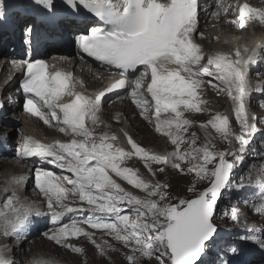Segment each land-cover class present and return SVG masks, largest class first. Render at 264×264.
<instances>
[{
	"label": "snow or ice",
	"instance_id": "6c2138e0",
	"mask_svg": "<svg viewBox=\"0 0 264 264\" xmlns=\"http://www.w3.org/2000/svg\"><path fill=\"white\" fill-rule=\"evenodd\" d=\"M76 14L83 8L91 14L96 24L89 26L76 37L83 54L94 58L101 67L115 70L119 79L110 82L103 90L85 95L70 84L71 73L55 70L43 58H24L16 61L22 71L18 91L24 95L25 110L39 117L44 124L53 125L70 137L68 142L59 139L41 142L25 135L16 146V154L22 158H36L34 182L44 201L39 208L22 203L19 197L8 196L0 210L2 235H18L32 223L33 217H50L52 225L42 233L58 245L70 247L75 252L83 249L68 242L69 237L84 236L96 244L95 233L86 230H103L130 248L127 259L155 257L159 264H245V243H254L264 251V235L252 228H244L233 239H226L216 223L218 206L226 193L235 189L242 192L251 185L245 184L241 175L239 183H233V173L242 165V153L253 143V132H261L248 111L250 88L247 78L248 65L241 50L233 54H206L194 42L199 26V0H63ZM37 10L55 13V0H31ZM224 7L227 12L228 8ZM10 11V0H0V22ZM240 26L244 27L246 13L264 22V9L248 4L239 8ZM25 34L31 36L34 29L26 23ZM203 36V33H199ZM83 58V57H81ZM175 69L161 71L165 63ZM49 67L53 71L49 73ZM137 73H139L137 75ZM181 73H184L182 75ZM205 77L208 79L205 80ZM150 79V83L148 80ZM224 91L234 104V130L229 115L215 113L201 127L214 129L219 138L231 144L237 141L240 148L216 150L206 143L196 147V133H191L189 145L181 151L185 134L192 121L184 118V112L202 110L205 103L198 98V90L205 84ZM130 89L129 94L144 115L153 108L155 127L171 138L175 150L156 153L146 149L128 137L130 150L115 145L117 137L103 133L94 137L86 119L96 123L104 98L110 93ZM264 94V88L257 89ZM71 99L65 102L64 95ZM264 106V102H261ZM4 107L0 101V109ZM162 114H167L162 119ZM151 120L152 114L144 115ZM19 134V133H18ZM4 139L7 135L4 134ZM111 141V142H110ZM264 149V140L260 141ZM255 152V149H252ZM138 157L144 161L148 172L155 177L153 164L171 165L181 172H195L198 179L207 181L201 191H193L192 198L169 196L167 185L144 179L137 169L122 166L126 159ZM191 158V166L182 168L178 161ZM53 169L59 170V172ZM67 173V174H66ZM264 179V169L261 170ZM126 181L144 196L135 195L122 186ZM69 196L78 197L76 207L66 203ZM46 208V211L41 210ZM254 212L264 211V205L254 207ZM70 223H60L67 214ZM86 214V215H84ZM230 219L239 221L235 208ZM264 231V230H262ZM101 254L105 249L96 245ZM0 264H15L14 260L0 257Z\"/></svg>",
	"mask_w": 264,
	"mask_h": 264
},
{
	"label": "bare ground",
	"instance_id": "6f19581e",
	"mask_svg": "<svg viewBox=\"0 0 264 264\" xmlns=\"http://www.w3.org/2000/svg\"><path fill=\"white\" fill-rule=\"evenodd\" d=\"M209 11V10H207ZM65 19H70L73 20L69 16H65ZM201 20L202 23L199 26L205 33L206 37L199 36V40L203 43L205 50H217L221 49L222 53H229L233 54L237 49L241 50L242 56L247 59L249 56L252 57V61L248 65V72H247V78L249 81V87L250 88H255L260 85L259 81H256L254 79L250 78V75L253 72L254 68H261L263 64L262 61H256L257 59H264V24L255 21L253 23L254 28L259 30L257 33L250 34L249 32L243 31V27L237 25V24H232V23H225L223 20V16L217 17L215 15H208L205 10H202V15H201ZM96 22H91V24H94ZM221 38V41L217 42L218 39ZM261 42H257L260 41ZM80 69L78 71L80 72ZM83 75L84 77L89 81V84L91 85L92 88L96 89L97 91L102 90L105 86L104 84H96V80H94L92 74L89 72L90 70L88 69V66L86 64H83ZM208 78L205 77V80ZM150 82V81H149ZM6 88L8 91L12 92L16 85H17V80H12L6 84ZM80 88V87H79ZM85 95H91L92 92H88L86 90L81 91ZM202 95H204V98H206V104L204 103L202 105V110L197 112L195 110H189L184 112V118H187L191 121H200V123L205 124L206 119H209L210 115L213 116V112L216 111L215 109L217 108V104H222L223 99L222 97L227 96V94L224 91L219 90L216 87H213L211 84H205L202 86V89L198 90V98L199 100H203ZM1 100L4 104V107L0 109V129L3 131L5 134L8 129H10L8 133V137L5 140L3 138L2 140V145H4L0 149V186H2L3 191L6 192L10 188V192L12 195L19 197L20 201L22 203L26 204H31L32 202H37V203H43L44 197L43 195L39 192L38 188L35 185L34 179L31 178L32 176H29L30 174H24L23 172L26 171V168L17 164L15 162V159L12 155H14L15 147H16V142L14 141V136L16 135V130L15 125L21 120L20 118H17V116L14 115V117L8 118L9 115H12L10 113H14L16 111H21L25 115H29L25 108H24V102L21 100L20 97H15V95H10L8 96L5 92L1 96ZM108 98V97H107ZM106 98V100H107ZM101 106L100 113L106 114V111L108 108H114L115 110H119L113 118H119L121 119L118 115L119 112L124 113V118L125 121H129V130L131 131L133 138L136 139L137 143L142 146L144 143V140L139 139V133L143 134L144 138H147L149 141L150 138L155 137L157 135V131L151 128V124L155 125V118L152 117L151 120L145 119L144 115L141 114L142 110L136 106L135 102L133 99H123L122 101H110L106 102ZM227 103L230 102V105L232 107H235L233 104V101L229 97L225 99ZM264 102V94H257L255 95L252 100L250 101L249 104H247V107L249 108V112L253 114V112L260 111V113L257 114L260 115V117H257L255 121H253L256 124V127L258 129H264V111H261L259 107H263L262 103ZM255 106V107H254ZM257 109V110H256ZM203 113H207L204 114ZM263 113V114H261ZM99 112L96 114L97 115V120L96 123L94 124V132L93 135L98 139L100 135L103 133V122L101 121V118L99 117ZM150 115V114H147ZM167 114H162V119L166 117ZM233 124V127H237L236 131H239V125L235 123V117L233 116L231 119ZM91 120L86 119V124L90 125ZM122 123V121H121ZM150 123V124H149ZM24 125L28 130L33 131V127H29L28 123L26 120L23 121L20 125ZM110 124L113 125H119L120 120L118 119H112L110 121ZM113 125V127H116ZM204 128V127H203ZM192 129V125L190 126L189 130ZM188 130V131H189ZM204 131L214 138L215 142L217 140H221L219 138V135L215 132L214 129L211 128H204ZM262 134H259L260 137H262ZM63 136L68 138L70 140V137L63 133ZM196 136L198 134L196 133ZM20 137V135H19ZM169 138L166 136L162 140H158V144H162L164 146L168 145L169 143ZM213 140V141H214ZM261 140H264V135L263 139L259 140V143ZM117 141V140H116ZM116 141L114 143H116ZM111 142V141H110ZM229 144V143H228ZM237 144V145H236ZM232 148L234 151L238 150L240 148V144L237 141H233L231 143ZM143 147V146H142ZM149 149V148H146ZM252 149H255V152L252 151ZM152 151V149H150ZM172 152V150H170ZM11 155V156H10ZM244 157L243 161V166L240 168V170H245V169H250L249 168V162L251 161V158H262L264 157V149L261 148V145L255 146L249 145V150L247 152L242 153ZM135 158V157H134ZM137 158V157H136ZM137 160L143 161L140 158H137ZM144 162V161H143ZM264 169V168H263ZM54 171L59 172V170L53 169ZM180 171L179 169H177ZM8 174H12L13 177L7 178ZM67 174V173H66ZM166 177L165 175L162 176V179H164V182L166 183ZM240 175L236 174L233 176L234 181H239ZM156 181H160L161 176L159 173L155 175ZM161 179V180H162ZM26 181V182H25ZM195 184L201 183V179H198L196 176L193 177V180ZM256 181H259L260 185L258 186ZM245 183V180L243 181ZM25 183V187H22V184ZM248 185H251L250 187H246L244 191L248 193H252V204L253 208L254 207H261L264 205V179L261 178V173L256 174L255 179L250 180V184L247 183ZM2 194L0 193V198H2ZM8 196H5L7 199ZM73 196H69L71 198ZM235 202V201H234ZM233 202V203H234ZM80 204V202H79ZM220 206V205H219ZM75 207V206H73ZM219 217L221 219V214L218 212ZM256 216L260 219H262V224H261V230L256 231L258 234L264 235V211L262 212H255ZM245 218V217H244ZM242 219V218H241ZM246 220V219H245ZM223 222V220L221 219ZM241 222V221H240ZM245 223V222H244ZM2 228H0L1 230ZM88 231L94 232L95 233V239H97L99 245H101L104 249L105 252H107L106 257L110 258L109 253L112 252V249L115 248V252L112 254L111 258L113 263H109V260H105L102 257H94L93 263L91 264H121L117 262L118 260H122V255H124L125 258V263L126 264H159L158 260L155 257H152L151 259L144 258L140 254H136L138 259L136 261L130 262L127 259L128 255H132L130 248L128 246H125L122 242L118 241L115 239L114 236H109L107 235L103 230H98V229H91L90 226L86 229ZM21 243V247L26 246L28 243V240L24 237H20L19 239ZM18 242V241H16ZM15 242V243H16ZM37 240L35 241V243ZM110 244V245H109ZM252 248H258L254 243H250ZM111 247V248H110ZM52 249L51 244H45L42 247H38V249ZM37 249V248H36ZM36 249H34L36 251ZM247 250H244V254L248 251H250L251 248H246ZM257 253V252H256ZM264 255V251L262 252ZM67 260H72L70 264H81L82 259L79 257L71 256V255H65L64 256ZM141 258L148 260V261H143ZM86 264H89V262H86ZM262 264H264V260L262 261Z\"/></svg>",
	"mask_w": 264,
	"mask_h": 264
},
{
	"label": "rangeland",
	"instance_id": "374dc122",
	"mask_svg": "<svg viewBox=\"0 0 264 264\" xmlns=\"http://www.w3.org/2000/svg\"><path fill=\"white\" fill-rule=\"evenodd\" d=\"M202 97H203L202 101H204L206 104V98H204V95H202ZM226 98H227V100L229 99L228 96L222 97L223 102H222V104H217V108L215 109L216 111L220 107L223 110V107L226 106V104H227V102L225 101ZM115 100L116 99H114L113 101H115ZM119 100H117V101H119ZM229 104H230V102H229ZM259 108L261 111H264L263 107H259ZM108 111L110 112V111H114V110L108 109ZM216 111H214V113ZM248 111H249V108H248ZM256 112L257 111L253 112V114H252V116L255 118L254 121L256 120L257 117H260V115L257 116V114L260 113V111H258V113H256ZM204 114H207V113H203V115ZM261 114H263V113H261ZM211 117H212V115H210V117H208V118L210 119ZM106 118H107V120L110 121L113 118V115L111 117L107 115ZM209 119H206L205 123ZM103 122L105 123V128H106L108 121H103ZM192 122H193L192 123V129L189 130L190 126H188L189 131H188V133L185 134V142L182 143L180 146L181 151H184L186 148H190L189 140H190V135L193 132L198 134L196 147H203L207 142V143H211V144L215 145L216 150L223 151V150H227L230 148L228 142H226L222 139L217 140L215 142L214 138L209 136L204 131V128L201 127L200 124H198V126L200 128L199 129L197 126V122H200V121H192ZM233 124L234 123H232V126H233ZM150 126L154 130H156V127L154 124H151ZM233 128H234V130L237 129V127H233ZM206 129H208V128H206ZM260 130H261V132H255V131L253 132L252 137L254 139H253V143L251 144V147L253 145H255L256 147L259 146V144H260L259 140L263 139L264 129H260ZM261 133H263L262 137L259 136V134H261ZM256 135H257V137H256ZM139 136H140V137H138L139 139L144 140V143L142 144V146L145 148L152 149L153 152L164 154V153H169L170 150H172V151L175 150V146L171 144V138H169V143L166 146H164L162 144H158V142H157L158 140H160V139L162 140L163 138L166 137V135L162 132H157V135L155 137L150 138L149 141L147 140V138L143 137V134L139 133ZM205 140H206V142H205ZM250 160H251L249 162V168L250 169L247 168L245 170L244 169L240 170V168L243 165H238L236 171L233 173V176H235L236 174H239L240 176L243 175L244 180H245V184H247V183L250 184V180L255 179L256 174L261 173V170L264 168V166H260L264 160V157L257 158V159L251 158ZM178 162L181 164L182 168H188L191 166V163H193V161H191V158H189V160H186V161H178ZM139 165L141 167H146L145 164L143 163V161H140ZM257 166H260V167L257 168ZM152 167L154 169H159V168L164 169L162 172L157 171V173H159V175L161 176V179H162L163 175L167 176L165 179L166 183L164 182V179H162V180L160 179V181L158 180V182L161 184L167 185V191L169 193V196L172 197L173 203H175L177 201V198H192L194 193H193V191H189V189H195V191H201V190H203L204 187L207 186V181H205V180L201 179L202 181L199 184H195V182L192 181L193 177L196 176L195 172H187V171L181 172V171H178L176 168H173L171 165L153 164ZM239 182L240 181H234L233 180V183H239ZM255 184H257L258 186L260 185L259 181H256ZM251 195H252L251 193H245L244 191L238 192L235 189H232L231 192L226 193L225 196L222 198V202L219 204L220 206H218V212L221 214V219L223 220V222L221 221L219 214L217 215L216 220H217V225L219 228L228 230V231L222 232V235L226 239H233L235 237V235L239 234L241 232V230L244 228H252L255 231L261 230V224L258 222V218L252 216L246 208V207H250L252 209V204H250V202H249L251 200ZM245 199H246V201L244 204ZM233 208H235L238 212V215H239V221L238 222L232 221L230 219L231 211ZM34 240H35V238H34ZM30 244L31 243H29L28 245H30ZM246 246H251V245H250V243H245L243 245V247H246ZM112 252L113 253L115 252V248L112 249ZM94 257H95V255H93L92 259L89 260V262H90L89 264L93 263L92 260H94ZM141 259L143 261H148V260H145L143 258H141ZM106 260H109V263H111V262L113 263L111 258H108ZM71 262H72V260H70V263ZM117 262H119L121 264H126L124 255H122V260H118ZM81 264H86V263H85V261H82Z\"/></svg>",
	"mask_w": 264,
	"mask_h": 264
},
{
	"label": "clouds",
	"instance_id": "9594fccd",
	"mask_svg": "<svg viewBox=\"0 0 264 264\" xmlns=\"http://www.w3.org/2000/svg\"><path fill=\"white\" fill-rule=\"evenodd\" d=\"M0 236H2V238H5L7 235H2L0 234ZM38 237V236H37ZM96 240V244H93L90 240H88L85 245L86 247L88 248V251H87V254L85 257H80V256H76V255H72V254H69L68 255H71V256H75V257H79L82 259V261H85L86 262H89L90 259H92V256L95 255V257H102L104 258L105 260L108 259L106 257L107 255V252L104 251L103 254H101L100 252V249L96 246V245H99L97 239ZM36 241V239H35ZM110 245V244H109ZM111 248V247H110ZM50 251H52L51 249H49ZM45 253H48V252H45ZM67 252H64L62 255H61V258L64 260H61L62 262H64L65 264H70V260H67L64 256L67 255L66 254ZM51 255H53L55 258H57L55 255L57 254V251H52V253H50ZM113 252H110L109 255H110V258L112 256ZM60 256V255H59ZM112 259V258H111ZM87 260V261H86ZM90 263V262H89Z\"/></svg>",
	"mask_w": 264,
	"mask_h": 264
}]
</instances>
